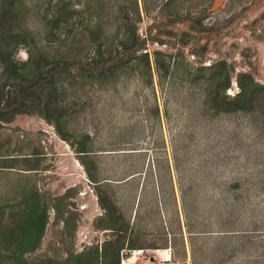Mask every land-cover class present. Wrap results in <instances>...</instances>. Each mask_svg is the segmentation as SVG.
<instances>
[{"label": "rangeland", "instance_id": "rangeland-1", "mask_svg": "<svg viewBox=\"0 0 264 264\" xmlns=\"http://www.w3.org/2000/svg\"><path fill=\"white\" fill-rule=\"evenodd\" d=\"M101 1L102 8L99 0L62 1V18L76 9L59 27L78 32L75 53L92 55L82 42L96 37L100 24L114 32L119 5L129 29L159 40L147 43L150 66L132 59L116 80L95 82L94 67L83 65L82 80L67 71L50 93L41 82L28 89L23 106L33 111L0 120V224L17 219L23 191L37 190L49 221L39 246L25 254L27 264L64 259L109 237L96 195L98 181H106L100 192L118 209L114 216L131 224L139 217L144 248L127 251L121 264H264V89L233 99L239 82L264 87V0ZM7 5L0 0L2 23L41 36L39 0H18L15 15L3 12ZM27 40L13 50L18 63L28 48L39 53ZM154 51L167 70L162 82ZM43 63L44 75L62 61ZM58 112L66 139L49 121ZM55 206L74 219H56ZM164 249L168 259L157 252ZM14 261L0 241V264Z\"/></svg>", "mask_w": 264, "mask_h": 264}, {"label": "trees", "instance_id": "trees-1", "mask_svg": "<svg viewBox=\"0 0 264 264\" xmlns=\"http://www.w3.org/2000/svg\"><path fill=\"white\" fill-rule=\"evenodd\" d=\"M7 1L8 5L3 12L14 15L18 13V0ZM39 1L40 7L44 9L41 36L39 37H36V34L32 32L22 30L18 23L4 24L0 19V120H10L19 113L33 111L24 108L23 103L30 101L28 89L32 86L35 87L39 82H41L40 87H45L47 84L44 89H48L47 92L50 93L49 89L65 83L67 71L76 70L75 76H78L77 78L81 80L86 78L83 65L90 66V68L94 67L92 76H95L93 77L95 82H103L104 76L116 80L122 73L123 66L132 59L137 63H142L145 67L150 66L147 43L150 41L158 42L159 40L154 38L155 36L140 34L135 27L129 29L127 19L122 16L123 8L121 6L115 5L112 9V13L117 18L116 29L112 34L105 31L104 25L100 24L101 30L97 32V36L88 37L82 42V50L87 47L92 50V55L87 56L81 52L75 53L74 38L78 32L67 34L59 31L62 23L68 24V21L72 19L73 13L76 12L75 7L69 8L68 11L70 12L64 13L66 16L62 18L61 14L63 9L65 10L63 0ZM132 3L135 5L137 13V1ZM99 5L100 8L103 7L101 0H99ZM23 39H28L27 41L39 53L34 57L32 50L28 48V58L25 62L18 63L13 58L12 53L18 45L23 43ZM52 58H59L62 61L60 68H49L47 73L43 75L42 69L45 66L43 61L52 60ZM153 60L159 82L165 81L167 70L159 65L156 51L153 52ZM224 79L225 82L220 88L223 93L229 86V77L226 75ZM263 89L264 87L255 84L254 80H251L250 85L239 82V91L233 99L245 101ZM63 119L62 114L58 112L55 113L54 120L49 121L54 124L58 134L66 139L65 132L62 130ZM88 151L86 148L78 150L80 153H87ZM98 183L96 195L99 204L105 209L104 218L101 217L100 219L108 218L110 220L108 224L102 225L101 229L108 230L109 237L101 243H92L80 251H69L64 259L44 257L32 261L31 264H121V260L127 255V251L144 248L139 246L140 243L136 238L139 217L135 214L132 224L130 220L123 219L121 214L115 217L114 213L118 209L114 207L112 211L108 208L105 205L104 196L100 192L101 188H107L110 185L106 184V181H98ZM64 198L65 195L57 198L58 203L61 204ZM53 209L56 219H63L64 222L74 219L72 212L68 209H60L57 206ZM48 210V207L41 202L37 190H25L22 192L19 210L16 212L17 219L13 223L0 224L1 247L12 253L15 260L14 264H27L25 254L39 246L49 221ZM0 215H3V208H0Z\"/></svg>", "mask_w": 264, "mask_h": 264}, {"label": "bare ground", "instance_id": "bare-ground-1", "mask_svg": "<svg viewBox=\"0 0 264 264\" xmlns=\"http://www.w3.org/2000/svg\"><path fill=\"white\" fill-rule=\"evenodd\" d=\"M157 252L160 254V255H163V257L165 259H168L170 254H169V250L168 249H164V250H157Z\"/></svg>", "mask_w": 264, "mask_h": 264}]
</instances>
